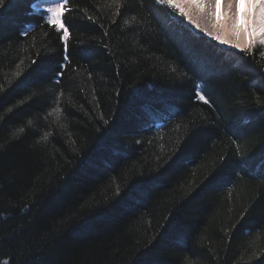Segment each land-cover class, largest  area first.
<instances>
[{
  "label": "trees",
  "instance_id": "1",
  "mask_svg": "<svg viewBox=\"0 0 264 264\" xmlns=\"http://www.w3.org/2000/svg\"><path fill=\"white\" fill-rule=\"evenodd\" d=\"M33 2L0 8V264H264V57L155 0H69L65 49Z\"/></svg>",
  "mask_w": 264,
  "mask_h": 264
},
{
  "label": "snow or ice",
  "instance_id": "2",
  "mask_svg": "<svg viewBox=\"0 0 264 264\" xmlns=\"http://www.w3.org/2000/svg\"><path fill=\"white\" fill-rule=\"evenodd\" d=\"M155 2L170 10L172 18L190 31L198 30L195 34L201 39L238 49L246 56H252L253 63H255L257 53L260 57H264V51H260V48H264V0H155ZM4 3L5 0H0V8ZM8 3H13V0H8ZM45 4L49 6L44 7ZM68 4L69 0H34L31 5L34 12L45 19L47 25L62 32L60 38L65 49L68 47L70 35L65 25V14L69 11ZM225 7L227 11H221ZM88 19L91 20V17ZM202 20L211 23V30L201 23ZM249 36L251 39H246L244 43L240 42L241 37ZM257 37H259L260 48H257ZM253 49H256L255 53ZM31 65H35L32 68V73L37 77L48 70L44 61L37 63L33 60L29 67ZM172 71L175 72L176 69L173 68ZM59 75H63V73H59ZM195 87L196 99L208 104V99L200 91L201 85L197 84ZM0 97H2V92H0ZM258 103L264 107V102L258 101ZM8 111L11 112L12 109L9 108ZM23 132L24 129L20 128L16 133H13V136ZM46 138L47 134L44 139ZM237 149H239V145H237ZM253 158L238 162V166L242 167L244 164H248ZM260 160L264 164V153L260 154ZM118 194L119 189H117Z\"/></svg>",
  "mask_w": 264,
  "mask_h": 264
},
{
  "label": "rangeland",
  "instance_id": "3",
  "mask_svg": "<svg viewBox=\"0 0 264 264\" xmlns=\"http://www.w3.org/2000/svg\"><path fill=\"white\" fill-rule=\"evenodd\" d=\"M49 5L45 4L44 7H47ZM221 11H227L226 7L225 8H222ZM202 24H204L205 26L209 27V29L211 30V23L210 22H205V21H201ZM245 37H241V40H244ZM259 39H257V43H258ZM223 45V44H222ZM226 47H230L228 45H224Z\"/></svg>",
  "mask_w": 264,
  "mask_h": 264
},
{
  "label": "bare ground",
  "instance_id": "4",
  "mask_svg": "<svg viewBox=\"0 0 264 264\" xmlns=\"http://www.w3.org/2000/svg\"><path fill=\"white\" fill-rule=\"evenodd\" d=\"M256 39H259V37H257Z\"/></svg>",
  "mask_w": 264,
  "mask_h": 264
}]
</instances>
